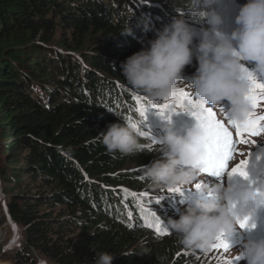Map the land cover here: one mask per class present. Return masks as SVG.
<instances>
[{
  "label": "trees",
  "instance_id": "obj_1",
  "mask_svg": "<svg viewBox=\"0 0 264 264\" xmlns=\"http://www.w3.org/2000/svg\"><path fill=\"white\" fill-rule=\"evenodd\" d=\"M216 8L233 23L236 10ZM191 11L189 0H0V243L6 233L18 241L1 259L93 264L108 251L112 264H202L169 229L148 226L164 228L171 213L142 174L151 151L109 153L96 139L117 120L153 136L148 117L159 110L119 62L147 46L154 27ZM128 26L132 35L121 34Z\"/></svg>",
  "mask_w": 264,
  "mask_h": 264
},
{
  "label": "clouds",
  "instance_id": "obj_2",
  "mask_svg": "<svg viewBox=\"0 0 264 264\" xmlns=\"http://www.w3.org/2000/svg\"><path fill=\"white\" fill-rule=\"evenodd\" d=\"M189 3L191 15L177 14L154 27L147 46L120 61L119 71L129 85L150 100L164 98L177 89L179 82H187L194 98L205 106L221 107L226 101L224 110L228 118L243 121L253 111L246 98L250 81L241 72L243 62L252 61L248 71L264 81V0H245L239 5L230 31L223 27L224 18L216 8L221 0H189ZM201 19L205 24L195 27L193 22ZM121 34L132 35L131 27ZM193 58L195 72L185 78L183 69L192 64ZM166 121L162 125L163 134L155 137L151 148L140 142L135 128L119 120L98 131L96 139L109 153L158 152L159 158L141 166L150 187L196 184L202 174L197 161L205 151V129L196 120L179 126ZM257 171L258 177L247 183L236 180L224 183L219 179L200 183V195L178 212V218L167 220V228L175 234L178 245L207 253L219 233L225 235L237 230L238 218L246 217L249 225H256L264 210V164L258 165ZM3 195L0 188V197ZM140 247L143 248V242ZM236 256L245 264H264V237L240 241ZM113 259L112 253L103 251L95 253L93 264H112ZM0 264L13 262L0 259ZM38 264L47 261L41 259Z\"/></svg>",
  "mask_w": 264,
  "mask_h": 264
},
{
  "label": "snow or ice",
  "instance_id": "obj_3",
  "mask_svg": "<svg viewBox=\"0 0 264 264\" xmlns=\"http://www.w3.org/2000/svg\"><path fill=\"white\" fill-rule=\"evenodd\" d=\"M241 72L246 75L250 81L246 98L250 101L253 111L249 112L243 121H234L233 119L228 118V123L235 129V139L233 138V133L229 131L225 124L215 118V114L211 108L206 107L199 100L191 98L190 94L183 89H176L166 95L164 97V104L151 105V108L159 110L161 116H164L165 112L171 114L176 112L177 109H182L184 112H188L192 115L200 126L205 129V151L197 162L200 164L201 173L207 174L209 177L221 178L226 175L231 178L238 175L245 180H248L249 173L247 171V164L250 153L246 158L241 159L230 169L228 168V161L232 157L235 150L234 145L236 143L255 144L256 141L247 139L246 135L248 137H255L264 132V114L258 115L255 111L260 103H264V83L259 82V80H257L244 66L241 67ZM169 98H174L177 108H170L167 103ZM135 99L138 100L139 97H135ZM221 108L224 110L223 106H221ZM138 110L144 117L147 109L141 106ZM225 114L228 117L226 111ZM164 118L168 119L166 116ZM130 126L135 128L141 136H151L152 143H155V138L152 137L150 132L140 131L137 125L135 123H131V121ZM146 147L151 148V145H146ZM240 154L243 155V153ZM194 188L197 192H199L200 182L194 184ZM183 190L184 189L180 186L169 187L167 189L168 193L177 194H181ZM256 190L258 192L260 191L258 188ZM237 223L242 229L255 227V225L248 224V219L246 217L238 218ZM129 226L131 227V225ZM148 226L155 227L158 234H167L168 232L167 228H162L159 221L150 223ZM211 247L212 249L223 250L226 252L229 250L230 246L228 241L225 239L224 234L219 233L216 241ZM236 261H239L238 256H236L234 261L230 262V264H235Z\"/></svg>",
  "mask_w": 264,
  "mask_h": 264
},
{
  "label": "rangeland",
  "instance_id": "obj_4",
  "mask_svg": "<svg viewBox=\"0 0 264 264\" xmlns=\"http://www.w3.org/2000/svg\"><path fill=\"white\" fill-rule=\"evenodd\" d=\"M221 9L225 10L226 12H230L231 10H237V8L239 6L234 5V1L233 0H221ZM223 27L226 28L227 31H230L232 29V27H234V23L229 22V21H224V25ZM66 33V31L62 28L58 31V34H56L55 38L61 37ZM193 70L187 65L185 66V68L183 69L182 75L185 78H189L193 75ZM264 82V81H262ZM177 89H183L185 91H187L191 98L195 99L192 93V89L190 88V86L188 85L187 82H179L177 85ZM150 104H164L165 100L164 98H160V99H156V100H150L149 99ZM167 103L169 104L170 108H177L176 104H175V100L174 98H169V100L167 101ZM206 107H211L216 109L215 107L212 106H206ZM261 112L264 113V105H260L259 106ZM176 114H185V115H190L188 112H184L182 109H177L176 112H174ZM247 139L249 140H255L256 143L252 144V143H247V144H241L238 148V150L236 151V154L234 156V159L232 160L231 163V167L234 166L236 163H238L241 159H244L248 156V154L250 153V155L248 156V164H253V163H258L259 165L264 164V132H262L259 136H255V137H247ZM150 141V145L151 147H154V143H152V139L149 138ZM147 152H149L147 150ZM150 153H152L151 155H153L152 159H156L160 157V154L158 152H154L151 151ZM240 153H243V155H241ZM257 157H259V160H257ZM136 160L137 158L133 157L128 163H126L127 167H132L134 165H136ZM230 167V168H231ZM200 183L205 182V180H203L202 178L199 179ZM208 182V181H207ZM182 187L185 190H189V191H196L194 188V184L191 186H181V185H177ZM169 187H164V186H160V187H152V190L149 191L150 194L152 195H156V196H162L164 198H170L172 199L173 195L176 193H168L167 189ZM165 208H162V211L164 212V214L166 213ZM178 218L177 216H173L171 215V213H167L166 214V221L168 220V218ZM17 237V235L14 234H10V233H6L5 235H3L2 237V243L6 244V245H1L0 243V259L7 253V251L9 250V248L12 247H17L18 246V241L15 238ZM225 239L228 242H231L233 239L236 240L237 238V233L236 232H232L231 234H225L224 235ZM238 247L239 245H237L236 243H231L230 248H232L230 251H223V250H217V249H211L210 251H208L207 253H203L200 252L198 250V256L199 259L201 260L200 263L202 264H230V262L234 261V258L236 257V252L238 251ZM192 251V250H189ZM197 251V250H195ZM39 261V260H38ZM235 264H245V262L243 260H239L236 261Z\"/></svg>",
  "mask_w": 264,
  "mask_h": 264
},
{
  "label": "bare ground",
  "instance_id": "obj_5",
  "mask_svg": "<svg viewBox=\"0 0 264 264\" xmlns=\"http://www.w3.org/2000/svg\"><path fill=\"white\" fill-rule=\"evenodd\" d=\"M154 120V119H153Z\"/></svg>",
  "mask_w": 264,
  "mask_h": 264
}]
</instances>
